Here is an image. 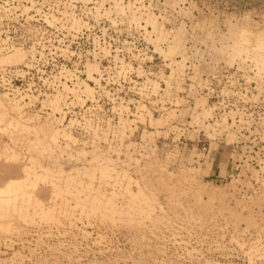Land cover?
I'll return each instance as SVG.
<instances>
[{
    "label": "rangeland",
    "instance_id": "374dc122",
    "mask_svg": "<svg viewBox=\"0 0 264 264\" xmlns=\"http://www.w3.org/2000/svg\"><path fill=\"white\" fill-rule=\"evenodd\" d=\"M243 33L264 0H0V189L30 194L0 264H264V169L219 181L236 130L212 120L218 69L264 84Z\"/></svg>",
    "mask_w": 264,
    "mask_h": 264
},
{
    "label": "built area",
    "instance_id": "2783aa9c",
    "mask_svg": "<svg viewBox=\"0 0 264 264\" xmlns=\"http://www.w3.org/2000/svg\"><path fill=\"white\" fill-rule=\"evenodd\" d=\"M252 72L249 68H225L214 75L212 120L225 119L236 130V141L232 144L236 155L230 158L232 170L219 181L231 178L244 163L264 169V84L253 82ZM260 185L264 186L259 183L253 187L257 190Z\"/></svg>",
    "mask_w": 264,
    "mask_h": 264
},
{
    "label": "bare ground",
    "instance_id": "6f19581e",
    "mask_svg": "<svg viewBox=\"0 0 264 264\" xmlns=\"http://www.w3.org/2000/svg\"><path fill=\"white\" fill-rule=\"evenodd\" d=\"M179 43H175L174 45H172V46H170L169 47V52H175L176 50H178V48H179ZM14 50L11 52V53H9V54H7L8 56H7V59H11V60H20L22 57H23V53H22V51L19 49V48H13ZM259 49H263L264 50V34H256V35H252V34H247V33H243L242 34V36H241V39H239V40H237V41H235V43L232 45V47H231V52L229 51V53H230V58L232 57V56H234V57H232L233 59L236 57V56H239L240 54H242L244 51H246V54L248 53V51H250V50H254L253 51V53L254 52H256L255 50H258L259 51ZM263 50H262V53H264L263 52ZM257 51V52H258ZM228 53V54H229ZM232 54V55H231ZM249 54V53H248ZM257 54H260V51L257 53ZM256 53H255V55H257ZM254 55V54H253ZM264 54H260V55H257V60H256V58H253V59H255V69L258 71V72H260V70H261V72H264V56H263ZM259 56H263V57H259ZM231 58V60H233ZM258 58H260L259 60H258ZM242 60V59H241ZM240 61V60H239ZM233 62V61H232ZM244 63V62H243ZM230 64H232V63H230ZM237 64H239V62L237 63ZM242 64V63H241ZM240 65V64H239ZM240 66H243V65H240ZM240 66H238L237 65V67H240ZM249 66V65H248ZM254 66V65H253ZM212 117H213V113H212ZM55 134L56 133H52V136H51V139H52V141H55ZM232 147V146H231ZM58 168V167H57ZM57 168H55V171L57 172ZM61 170V169H60ZM100 170H101V173H102V175H104V176H106V177H111L110 176V171H111V169L109 168V167H107V166H102L101 168H100ZM54 171V172H55ZM60 173H61V171H59ZM62 172H63V170H62ZM64 173V172H63ZM77 173V172H76ZM30 174V172H28V170H26V177H29L28 175ZM62 174V173H61ZM60 174V175H61ZM78 174V173H77ZM72 176L70 177L69 175H66V177H68L69 176V178H66V179H68V180H71L72 182H74V180L76 181L77 179V177L75 178L74 177V175L73 174H71ZM114 175V174H113ZM123 175V174H122ZM120 175V174H116V175H114L115 177H113L112 176V180H113V178H114V180H119V181H121V182H119V183H121V184H123L122 183V181H123V179L125 180V176L123 175ZM90 178H91V176H89ZM123 178V179H122ZM254 179H257V178H255V176L253 177ZM80 179V178H79ZM79 179H78V182H79ZM110 179V178H109ZM260 179V178H259ZM262 179H263V176H262ZM26 180V179H25ZM80 182H81V180H80ZM264 182V181H263ZM117 183V182H116ZM120 184V185H121ZM69 184H67V186H68ZM66 186V191H68L69 190V187H70V185L67 187ZM71 188V187H70ZM102 188H100V190H101ZM22 190V188L20 187V185H18V186H14V185H9V186H6L4 189H0V209H8V210H10V209H12V210H18V212L20 211V209L22 208V206H21V204H23L22 202H24V204H26V202H29L30 203V194H28L26 191H21ZM59 191V193L61 192V190L59 189L58 190ZM133 197L134 198H139V200H141L144 204H147L146 202H148L149 200H148V197H146V196H144V193L142 192V190H140V188L138 189V191L136 192V194L134 193L133 194ZM86 198L87 199H90V200H92L93 202H95L97 199L95 198V197H91L90 196V194H87L86 195ZM18 200H20L19 202H21V203H19V205L21 206V207H19V205H18ZM26 201V202H25ZM28 203V204H29ZM87 205L88 204H86V203H78V207H80L82 210L84 209V208H86L87 207ZM26 206H29V205H27L26 204ZM19 207V208H18ZM88 207H90L91 209H89V210H92L93 208H94V205L93 204H91V206H89L88 205ZM144 209V207L143 206H138V210H143ZM54 208H48L47 210H42V212H43V216L45 217L46 216V218H48L49 216H50V218H51V216L53 215V212H54ZM53 217H54V215H53Z\"/></svg>",
    "mask_w": 264,
    "mask_h": 264
}]
</instances>
